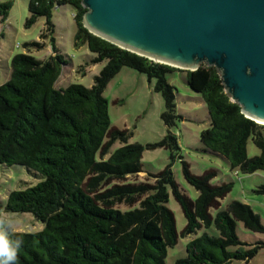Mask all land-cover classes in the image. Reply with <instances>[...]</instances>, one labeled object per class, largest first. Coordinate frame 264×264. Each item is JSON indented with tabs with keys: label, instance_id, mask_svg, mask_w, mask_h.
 <instances>
[{
	"label": "trees",
	"instance_id": "16d2710c",
	"mask_svg": "<svg viewBox=\"0 0 264 264\" xmlns=\"http://www.w3.org/2000/svg\"><path fill=\"white\" fill-rule=\"evenodd\" d=\"M60 4L74 8V45L86 44L96 54L92 63L106 61L90 86H55L62 65L67 63L57 52L53 37L52 11ZM11 5V0L0 2L3 20ZM83 11L80 0H28L25 27L38 17H43L44 23L39 40L24 46L38 50L48 38L52 54L38 59L28 52L16 53L10 60L9 78L0 84V163L22 165L43 176L32 185L9 191L5 199L6 211L30 212L44 223L36 232L5 227L3 243L22 240L15 264H164L167 248L179 235L211 225L218 234L203 231L189 239L184 245L185 256L174 264H229L233 259L251 258L264 243L247 247L235 232L236 221H241L246 228L264 233V225L251 207L233 200L214 216L209 213L232 183L212 185L209 180L214 170L195 175L183 162L184 177L198 192L191 200L173 178L171 164L180 147L171 128L179 115L174 87L165 76L178 68L92 34L82 25ZM122 66L154 77V89L164 98L161 119L166 133L159 145L170 150L171 163L153 174V183L127 178L142 171L144 147L127 142V129L110 127L103 90ZM185 76L207 107L209 125L199 134L204 149L222 155L231 168L243 173L264 169V125L247 118L229 99L213 66L185 70ZM249 137L259 149V154L251 157L246 153ZM115 142L122 145L112 150ZM168 186L186 221L179 234L166 205ZM256 191L264 194V183ZM120 201L130 206L121 209L116 205Z\"/></svg>",
	"mask_w": 264,
	"mask_h": 264
},
{
	"label": "rangeland",
	"instance_id": "374dc122",
	"mask_svg": "<svg viewBox=\"0 0 264 264\" xmlns=\"http://www.w3.org/2000/svg\"><path fill=\"white\" fill-rule=\"evenodd\" d=\"M5 0H0V2ZM12 5L7 17L3 20L0 16V84L5 82L10 75V60L13 55L28 52L38 59H46L52 54L50 39L45 40V46L40 49L24 45L33 40H39L43 28L44 18L38 17L29 27H25V18L28 15V0H11ZM74 8L70 4L56 5L52 11L54 24V45L57 52L67 61L62 65L61 73L55 81L56 87H65L69 83H79L90 86L93 78L105 64V60L92 63L95 53L91 52L86 44L74 45L76 25L73 18ZM177 68V67H176ZM166 80L174 87L175 112L179 115L171 130L176 134L179 151L172 161L171 170L179 189L193 200L198 192L183 174V162L191 173L201 175L206 171L214 170L215 175L210 178V184L232 183L230 190L209 208V213L214 216L220 209L226 208L233 200L248 204L254 213L259 216L264 225V194L257 192L259 185L264 183V169L243 173L231 168L222 155L205 150L200 138V131L209 125L207 107L199 93L193 91L186 82L185 69L178 68L166 73ZM155 78L148 77L131 67L122 66L120 70L107 82L103 95L107 99L110 127L127 129L130 135L129 143L143 145L140 158L142 171L137 175L127 178L137 181L154 182V175L171 163L170 150L159 145L166 133V125L161 119L165 102L160 91L154 89ZM122 145L115 142L112 150ZM248 157L259 154L258 147L249 137L246 142ZM107 155V154H106ZM105 155V156H106ZM177 155H181V158ZM32 169L22 165H6L0 163V242L5 240L6 229L12 231L36 232L43 228L44 223L34 217L30 212L6 211L5 199L9 191L21 189L32 185L42 179ZM117 182V181H116ZM167 207L172 211L174 224L179 234L185 225V217L179 203L173 196L170 186L167 187ZM138 201L135 202L137 205ZM119 208L129 207L124 201L116 204ZM207 231L217 235L218 230L214 225L209 228H199L196 233L178 236L176 243L167 248L164 264H174V261L185 256V243L195 236ZM235 232L238 238L247 243V247L257 242L264 243V233L252 231L244 226L241 221H236ZM229 264H264V244L249 259H233Z\"/></svg>",
	"mask_w": 264,
	"mask_h": 264
},
{
	"label": "water",
	"instance_id": "95a60500",
	"mask_svg": "<svg viewBox=\"0 0 264 264\" xmlns=\"http://www.w3.org/2000/svg\"><path fill=\"white\" fill-rule=\"evenodd\" d=\"M92 34L154 62L213 66L224 92L264 125V0H80Z\"/></svg>",
	"mask_w": 264,
	"mask_h": 264
},
{
	"label": "clouds",
	"instance_id": "9594fccd",
	"mask_svg": "<svg viewBox=\"0 0 264 264\" xmlns=\"http://www.w3.org/2000/svg\"><path fill=\"white\" fill-rule=\"evenodd\" d=\"M22 244L21 239H16L13 244L0 242V264H15L16 252Z\"/></svg>",
	"mask_w": 264,
	"mask_h": 264
}]
</instances>
